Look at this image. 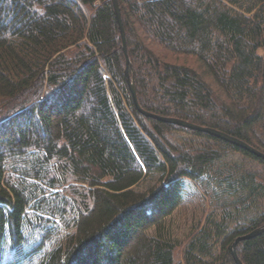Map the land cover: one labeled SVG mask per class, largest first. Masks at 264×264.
Masks as SVG:
<instances>
[{
  "label": "trees",
  "instance_id": "1",
  "mask_svg": "<svg viewBox=\"0 0 264 264\" xmlns=\"http://www.w3.org/2000/svg\"><path fill=\"white\" fill-rule=\"evenodd\" d=\"M118 1L141 108L264 154V0ZM125 71L112 0H0V264H236L264 227V160L145 117Z\"/></svg>",
  "mask_w": 264,
  "mask_h": 264
},
{
  "label": "water",
  "instance_id": "2",
  "mask_svg": "<svg viewBox=\"0 0 264 264\" xmlns=\"http://www.w3.org/2000/svg\"><path fill=\"white\" fill-rule=\"evenodd\" d=\"M112 3H113L116 18H117V21H118V24L120 27L121 37H122V41H123V50H124V54L126 56V71H125L126 80H127L128 85H129L134 103H135L137 109L139 110V112L147 118H153V119H156V120L164 122V123L177 125V126L185 128V129L205 133V134L211 135L213 137L219 138V139H221V140H223L229 144L235 145V146L251 153L252 155L264 160V154L263 153H261L260 151H258L255 148H253L252 146L248 145L247 143H245V142H243L237 138H234L228 134L222 133V132L215 130V129L201 127V126H198V125L186 122V121H182V120H178V119H174V118H166V117H162L159 115H155V114L146 112L141 108V106L139 104V100H138V95H137V90H136V85H135V79L130 74L131 61H130V58L128 56L126 34H125L124 26H123L120 4H119L118 0H112ZM263 233H264V227L259 228L255 231L251 232L248 235L239 237L235 241V243L233 244V247H232V253H233V257H234L236 264H244L241 261V259L239 258L238 253H237V247H238L239 243L244 242V241H248V240H252V239L262 235Z\"/></svg>",
  "mask_w": 264,
  "mask_h": 264
},
{
  "label": "rangeland",
  "instance_id": "3",
  "mask_svg": "<svg viewBox=\"0 0 264 264\" xmlns=\"http://www.w3.org/2000/svg\"><path fill=\"white\" fill-rule=\"evenodd\" d=\"M235 162L243 163L245 160L235 155ZM246 166L249 169H252L256 173L264 174V170L262 167L255 163H251L249 161H245ZM154 182L151 179H145L137 188L139 190H146L149 188ZM196 197V199H194ZM188 201H192L190 203H186V205L177 211V213L169 220V230L171 235L174 237L176 241L183 244L191 230V223L194 219L205 221V214L207 215L209 212L213 210L212 201H210V196L204 194L200 189H192V194L190 195ZM199 201V204L198 202ZM201 204V205H200ZM220 205H223L221 202Z\"/></svg>",
  "mask_w": 264,
  "mask_h": 264
}]
</instances>
